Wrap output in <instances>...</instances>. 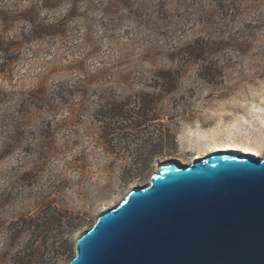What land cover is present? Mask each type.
<instances>
[{
    "label": "rangeland",
    "instance_id": "rangeland-1",
    "mask_svg": "<svg viewBox=\"0 0 264 264\" xmlns=\"http://www.w3.org/2000/svg\"><path fill=\"white\" fill-rule=\"evenodd\" d=\"M230 148L264 155V0H0V264Z\"/></svg>",
    "mask_w": 264,
    "mask_h": 264
},
{
    "label": "water",
    "instance_id": "water-1",
    "mask_svg": "<svg viewBox=\"0 0 264 264\" xmlns=\"http://www.w3.org/2000/svg\"><path fill=\"white\" fill-rule=\"evenodd\" d=\"M68 264H264V155L160 164L78 236Z\"/></svg>",
    "mask_w": 264,
    "mask_h": 264
},
{
    "label": "bare ground",
    "instance_id": "bare-ground-1",
    "mask_svg": "<svg viewBox=\"0 0 264 264\" xmlns=\"http://www.w3.org/2000/svg\"><path fill=\"white\" fill-rule=\"evenodd\" d=\"M226 144H229V143H226ZM236 145H233V146H231V147H233V148H239V149H241V150H246L245 149V147H246V144H237V143H235ZM229 147V146H228ZM233 148H230V149H219V150H217V151H227V152H230V151H233V150H238V149H233ZM241 150H239V151H241ZM217 151H214V152H217ZM245 153H247V152H245Z\"/></svg>",
    "mask_w": 264,
    "mask_h": 264
},
{
    "label": "trees",
    "instance_id": "trees-1",
    "mask_svg": "<svg viewBox=\"0 0 264 264\" xmlns=\"http://www.w3.org/2000/svg\"><path fill=\"white\" fill-rule=\"evenodd\" d=\"M222 140H224V139H219V141H222ZM222 142H224V141H222ZM226 142H229V143H237V144H246L247 145V143L242 142V141H237V140L236 141L235 140L234 141H228L227 140Z\"/></svg>",
    "mask_w": 264,
    "mask_h": 264
}]
</instances>
